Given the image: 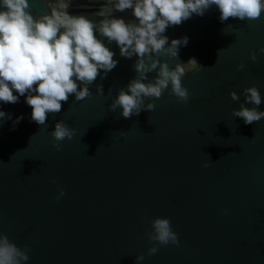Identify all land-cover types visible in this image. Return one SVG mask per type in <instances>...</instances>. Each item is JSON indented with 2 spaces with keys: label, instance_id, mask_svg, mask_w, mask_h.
Returning <instances> with one entry per match:
<instances>
[{
  "label": "water",
  "instance_id": "95a60500",
  "mask_svg": "<svg viewBox=\"0 0 264 264\" xmlns=\"http://www.w3.org/2000/svg\"><path fill=\"white\" fill-rule=\"evenodd\" d=\"M48 3L29 0V11L50 15ZM102 10L104 0H72L68 12L98 25ZM113 16L135 20L131 9ZM219 16L212 6L164 33L169 44L188 38L178 58L159 57L170 67L185 63L186 104L169 87L145 101L152 112L124 119L122 109L109 111L136 77V57H121L98 33L118 64L106 78L101 72L88 98L70 96L44 126L31 121L25 97L0 102L12 117L0 126V233L29 249L26 264H136L139 255V264H264V119L245 125L233 116L252 86L264 111V14L251 22ZM60 120L75 135L57 150L51 132ZM156 218L170 220L179 246L149 241ZM152 247L158 251L149 256Z\"/></svg>",
  "mask_w": 264,
  "mask_h": 264
},
{
  "label": "clouds",
  "instance_id": "9594fccd",
  "mask_svg": "<svg viewBox=\"0 0 264 264\" xmlns=\"http://www.w3.org/2000/svg\"><path fill=\"white\" fill-rule=\"evenodd\" d=\"M71 4L72 0H55V3L49 0L50 15L33 16L29 0H0V102L16 104L20 97H25V103L32 109L31 121L41 126L46 124L49 114L62 111L63 103H67L70 96L76 101L88 98L89 86L101 72V78H106L116 68L115 53L97 33L106 38L108 44L115 42L121 57H136L133 65L136 77L129 81L126 91H119L109 108L113 112L122 109L121 116L131 119L142 111H154L155 104H145V101L162 98L169 87L167 94L175 96L177 102L189 101L188 89L182 85L188 75L185 63L170 67L159 59L161 55L178 58L180 48L188 43V38L184 37L173 39L169 44L164 35L169 26H179L193 14L202 17L212 6L219 10L221 23L230 18L256 21L264 14V0H104L107 14L103 10L96 13L103 17L97 25L85 15H70ZM129 9L135 17L133 21L113 16L114 11ZM258 51L264 54V48ZM250 59L255 62L257 55L252 53ZM186 64L202 68L195 59ZM244 67L240 64L237 70ZM150 73H155L151 80ZM96 91L103 93L102 85H98ZM229 95L233 101L240 99L235 92ZM243 95L244 102L240 103L239 110L233 111V116L242 119L245 125L264 119V111L258 110L262 103L259 90L255 86L245 88ZM247 104L254 107H246ZM4 119L12 117L0 110V126ZM22 120L23 116L17 117L13 128ZM74 135L75 130L63 120L56 122L51 132L56 142L53 147L59 150V142L72 140ZM63 195L60 191L59 196ZM150 223V242L179 246L178 234L172 230L169 219L156 218ZM28 251L27 247H17L0 233V264H26ZM157 251V247L149 248L148 255H155ZM144 259V255L137 256L136 264Z\"/></svg>",
  "mask_w": 264,
  "mask_h": 264
}]
</instances>
